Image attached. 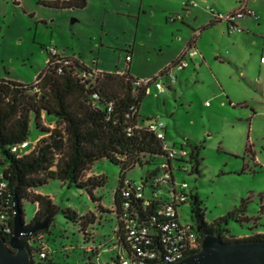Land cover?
<instances>
[{"label": "rangeland", "instance_id": "374dc122", "mask_svg": "<svg viewBox=\"0 0 264 264\" xmlns=\"http://www.w3.org/2000/svg\"><path fill=\"white\" fill-rule=\"evenodd\" d=\"M51 1L0 0V80L33 83L47 65L49 48L105 72L128 68L139 77L155 76L201 30L195 40L204 59L198 56L190 61L188 68L176 73L172 86L162 78L167 92L160 94L153 87L139 113L146 123L149 119L164 122L171 146L198 147L199 172L177 170L175 184L180 188L188 183L187 191L199 196L208 222L245 201L250 221L231 219L230 234L264 233V0L249 2L259 16L250 17V38L241 37L247 35L245 31L229 33L226 22L203 27L213 21L210 8L226 14L243 0H87L79 8L53 7L47 4ZM243 21L241 26L247 28ZM127 55L132 57L130 63ZM39 134L33 122L29 141ZM163 160L159 156L153 163L137 165L126 177L141 183ZM121 171V165L104 158L87 173L106 177V184L95 192L106 206L113 204ZM41 190L57 205L42 236L48 259L54 264L111 262L108 249L116 217L103 213L101 224L82 231L64 211L71 208L84 215L96 211L98 203L87 190L58 179ZM22 204L28 224L37 204L27 199ZM191 210L190 202L181 206L183 223L192 222Z\"/></svg>", "mask_w": 264, "mask_h": 264}, {"label": "trees", "instance_id": "16d2710c", "mask_svg": "<svg viewBox=\"0 0 264 264\" xmlns=\"http://www.w3.org/2000/svg\"><path fill=\"white\" fill-rule=\"evenodd\" d=\"M47 4L58 8H79L85 7L87 0H53ZM216 22L219 21H210L204 28ZM62 60L50 54L45 69L30 84L11 79L0 80V172L8 184L10 203L13 205L17 188L24 222L22 203L26 199L37 204V210L29 223L43 221L57 210V205L50 196L36 193L35 190L52 179L85 189L97 201L95 191L106 184V177L94 174L88 176L87 173L95 162L107 158L122 168L119 186L114 193L117 211H111L118 225L126 172L137 165L153 163L159 156L164 160L166 157L163 142L147 128L146 120L139 114L140 105L147 94L144 90L135 92L133 75L128 68L125 74L102 71L95 75L90 67L79 61L62 64ZM94 94H98V98ZM33 122L40 131L37 144L31 152L19 156L11 147L30 140ZM136 125L140 127L136 128ZM131 127L132 131H129ZM197 150L198 147L192 150L194 160H197ZM198 165L197 160L191 172H199ZM158 172L159 166L149 171L141 182L148 184L149 179ZM189 196L187 202L192 205V215L197 217L201 233L199 227L193 224L202 238L212 233L228 244L264 242V233L236 238L227 228L231 219L250 221V217L245 214V201L226 215L208 222L199 196L193 192ZM138 211L141 220L148 221L146 215L153 214V207L148 206L144 212L139 204ZM64 212L80 225L82 231L88 232L87 226L94 222L91 212L81 216L71 208ZM53 219L45 230L24 238L28 243L30 237H37L36 246L30 247L33 264H54L48 259V253L41 254L42 238ZM11 224L14 225L13 219ZM5 239L8 240L7 237ZM116 260L117 253L111 262Z\"/></svg>", "mask_w": 264, "mask_h": 264}, {"label": "built area", "instance_id": "2783aa9c", "mask_svg": "<svg viewBox=\"0 0 264 264\" xmlns=\"http://www.w3.org/2000/svg\"><path fill=\"white\" fill-rule=\"evenodd\" d=\"M210 11L213 13L215 21L228 24L229 32L242 31L238 21L244 17L250 16L259 19L256 12L248 7V0L241 1L236 10L226 14L215 13L212 8ZM176 18L173 17V20ZM200 32L201 30L196 32L190 44L157 75L147 77L133 75L135 92L139 93L144 90L148 95L154 87L158 93H166L167 85L162 82V78L166 77L168 87L172 86L178 79L176 73L187 68L190 61L200 54L195 46V39ZM48 50L52 56L63 58L62 64H70L73 60L85 64L76 57L60 55L56 48ZM126 60L129 63L132 57L127 55ZM261 61L264 62V57L261 58ZM90 68L95 75L102 72L97 68ZM118 73L125 74L126 71H118ZM94 97L98 98V94H94ZM109 109L111 110V105ZM146 126L163 142L166 157L159 165V172L149 179L148 184L137 183L129 180L126 176L124 177L123 202L118 215L119 224L115 228V244L113 245L117 253V260L105 264H171L202 248L203 238L196 231L193 222L183 223L179 213L181 206L190 198V192L187 191L188 183L183 182L180 188H176L175 184V171L191 172L193 170V151L187 149L185 144H180V146L168 144L166 126L160 119L150 120ZM139 127L140 125H136V128ZM129 131H132V127L129 128ZM36 144L37 140L32 142L28 140L13 145L11 150L17 152L19 156H23L31 152ZM178 160H183V162ZM188 162L191 163V171ZM160 190L166 191L165 195ZM139 204L143 207L144 212L148 206L153 207V214L146 215L148 221L141 220L138 211ZM114 210L117 211V208L114 207ZM12 219L14 220V202L13 205L10 203L8 184L3 179V173L0 172V235L7 237V241L14 230V225L11 224ZM36 240L37 237L32 236L26 244L29 248L35 247ZM41 251L42 255H46V247L43 245Z\"/></svg>", "mask_w": 264, "mask_h": 264}, {"label": "water", "instance_id": "95a60500", "mask_svg": "<svg viewBox=\"0 0 264 264\" xmlns=\"http://www.w3.org/2000/svg\"><path fill=\"white\" fill-rule=\"evenodd\" d=\"M57 210L43 221L26 224L17 188L14 192V230L9 241L0 235V264H33L24 238L45 230ZM171 264H264V242L225 243L215 234L203 237L202 248Z\"/></svg>", "mask_w": 264, "mask_h": 264}, {"label": "crops", "instance_id": "0c3cea01", "mask_svg": "<svg viewBox=\"0 0 264 264\" xmlns=\"http://www.w3.org/2000/svg\"><path fill=\"white\" fill-rule=\"evenodd\" d=\"M250 0H248V7H250ZM239 6H237V7H235V8H233V9H230V10H225V12L224 13H229V12H232V11H234V10H236L237 8H238ZM216 13V12H215ZM213 14V13H212ZM172 20H173V17H172ZM213 20H214V18H213ZM241 20H244L243 21V24L244 25H246V27L247 28H244L243 26H241V23H240V21ZM212 21V20H211ZM227 24V23H226ZM238 24L242 27V31H240V32H246V34L247 35H244V34H242L241 35V37H244V38H250V16H247V17H244V18H242V19H240L239 21H238ZM206 26V25H205ZM205 26H203V27H205ZM227 29H228V24H227ZM236 32H238V31H236ZM229 33H233V32H229ZM192 41V40H191ZM190 41V42H191ZM190 42H188L187 43V45L188 44H190ZM186 45V46H187ZM195 46H196V41H195ZM185 48V47H184ZM184 48H181L179 51H178V53H177V56L179 55V53L184 49ZM177 56H176V58H177ZM202 57L203 58V55L200 53L199 55H197V56H195L194 58H196V57ZM262 57H264V55H262L261 56V58ZM175 58V59H176ZM193 58V59H194ZM174 59V60H175ZM193 59L191 60V61H193ZM204 59V58H203ZM173 60V61H174ZM132 61V60H131ZM172 61V62H173ZM83 62V61H82ZM194 62V61H193ZM85 63V62H84ZM130 63V62H129ZM261 63L262 64H264V62H262L261 61ZM86 64V63H85ZM170 64V63H169ZM87 65V64H86ZM89 66V65H88ZM190 66V65H189ZM188 66V67H189ZM91 67V66H90ZM187 67V68H188ZM236 67H238V66H236ZM98 69V68H97ZM186 69V68H185ZM184 69V70H185ZM100 70V69H99ZM102 71V70H101ZM183 71V70H182ZM245 70H243L242 71V73L244 72ZM131 72V71H130ZM131 74L132 75H134V76H136L135 74H133L132 72H131ZM140 114V113H139ZM90 175H92L91 174V172L88 174V176H90ZM35 192L36 193H40V194H43V195H48V196H50L49 194H47V193H45L44 191H42L41 190V188L40 189H37V190H35ZM96 192V191H95ZM95 196H96V194H95ZM51 197V196H50ZM52 198V197H51ZM96 198L98 199L96 202L98 203V208L96 209V211H90L92 214H93V220H94V222H92V223H90L88 226H87V230L88 231H91L90 229H91V227H94L95 225H97L98 223L99 224H101L102 223V220H103V217H102V214L103 213H106V212H108V213H111L114 217H115V215H114V213L113 212H111V211H113V209H114V205H115V201H114V196H113V204L111 205V206H106L104 203H103V201H102V199L101 198H98L97 196H96ZM52 200H53V202H54V199L52 198ZM55 203V202H54ZM56 204V203H55ZM75 211V210H74ZM77 212V211H76ZM87 213H89V212H87ZM77 214H78V216H81V215H84V213H79V212H77ZM115 228H116V226H115ZM115 230V229H114ZM258 233H263V232H261L260 230H257L256 232H254L253 234H258ZM252 234V235H253ZM236 238H244V237H249V236H244V237H242V236H235ZM87 238V240L88 241H91V237H86ZM111 240V243H110V247H109V251L112 253V255H111V260H112V258L113 257H115V255H116V250L113 248V245L115 244V238H114V236L110 239ZM97 250H99V248H96ZM88 250L89 249H87V252H88ZM101 250H103V248L101 247ZM94 255V254H93Z\"/></svg>", "mask_w": 264, "mask_h": 264}, {"label": "flooded vegetation", "instance_id": "af4514ba", "mask_svg": "<svg viewBox=\"0 0 264 264\" xmlns=\"http://www.w3.org/2000/svg\"><path fill=\"white\" fill-rule=\"evenodd\" d=\"M192 222L199 227V230H200V233H201L202 228H201V225L198 223V219H197V217L195 215H193V217H192Z\"/></svg>", "mask_w": 264, "mask_h": 264}]
</instances>
